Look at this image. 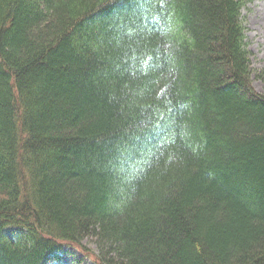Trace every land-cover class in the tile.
Masks as SVG:
<instances>
[{
  "label": "trees",
  "instance_id": "1",
  "mask_svg": "<svg viewBox=\"0 0 264 264\" xmlns=\"http://www.w3.org/2000/svg\"><path fill=\"white\" fill-rule=\"evenodd\" d=\"M247 1L0 0V264H264Z\"/></svg>",
  "mask_w": 264,
  "mask_h": 264
},
{
  "label": "rangeland",
  "instance_id": "2",
  "mask_svg": "<svg viewBox=\"0 0 264 264\" xmlns=\"http://www.w3.org/2000/svg\"><path fill=\"white\" fill-rule=\"evenodd\" d=\"M246 26V40L250 50L252 76L257 90L264 91V0H248L242 9ZM89 247L98 251L95 239L86 240ZM60 264H97L90 256L68 246L60 253Z\"/></svg>",
  "mask_w": 264,
  "mask_h": 264
}]
</instances>
